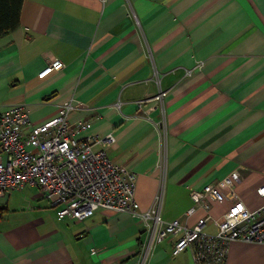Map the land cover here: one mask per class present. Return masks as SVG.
I'll use <instances>...</instances> for the list:
<instances>
[{
    "label": "crops",
    "instance_id": "0c3cea01",
    "mask_svg": "<svg viewBox=\"0 0 264 264\" xmlns=\"http://www.w3.org/2000/svg\"><path fill=\"white\" fill-rule=\"evenodd\" d=\"M52 59L63 68L38 78ZM71 98L69 121L91 123L76 136H113L98 147L135 173L141 210L191 228L205 212L185 215L189 190L217 184L225 200L203 227L214 233L235 199L264 205V0H23L0 37V112L24 105L38 126ZM233 171L236 197L222 183ZM146 235L125 212L59 218L32 186L0 198V264H136ZM180 235L146 264H193L172 254ZM225 264H264V244L231 241Z\"/></svg>",
    "mask_w": 264,
    "mask_h": 264
},
{
    "label": "built area",
    "instance_id": "2783aa9c",
    "mask_svg": "<svg viewBox=\"0 0 264 264\" xmlns=\"http://www.w3.org/2000/svg\"><path fill=\"white\" fill-rule=\"evenodd\" d=\"M62 68L60 60L52 59L37 77L43 78ZM163 96L165 92H159L156 99ZM78 106L80 102L73 98L63 101L56 116L38 126L31 124L24 105L0 112V198L32 186L41 191L59 218L81 221L100 209L128 213L144 224L147 234L136 264H146L155 244L180 232L172 254L189 250L193 264H225L228 245L234 240L264 244V205L251 211L239 198L214 221L217 227L214 233L204 230L210 219V202L225 200L217 184L189 190L192 206L185 215L190 216L197 208L205 212L191 228L178 219L163 220L155 206L141 210L135 199V173L112 162L106 151L98 147L111 144L113 136H76L91 127L88 121H69L70 113ZM115 106L119 108V102ZM238 180L236 171L222 179L235 197L234 185ZM256 192L264 196V183Z\"/></svg>",
    "mask_w": 264,
    "mask_h": 264
},
{
    "label": "trees",
    "instance_id": "16d2710c",
    "mask_svg": "<svg viewBox=\"0 0 264 264\" xmlns=\"http://www.w3.org/2000/svg\"><path fill=\"white\" fill-rule=\"evenodd\" d=\"M22 2L23 0H0V37L18 26Z\"/></svg>",
    "mask_w": 264,
    "mask_h": 264
}]
</instances>
